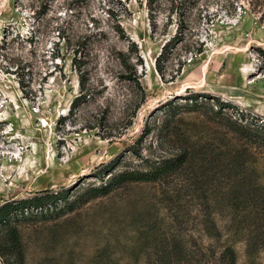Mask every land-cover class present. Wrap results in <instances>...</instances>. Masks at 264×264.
Here are the masks:
<instances>
[{
	"label": "rangeland",
	"instance_id": "obj_1",
	"mask_svg": "<svg viewBox=\"0 0 264 264\" xmlns=\"http://www.w3.org/2000/svg\"><path fill=\"white\" fill-rule=\"evenodd\" d=\"M41 191L22 264H264V0H0V205Z\"/></svg>",
	"mask_w": 264,
	"mask_h": 264
},
{
	"label": "trees",
	"instance_id": "obj_2",
	"mask_svg": "<svg viewBox=\"0 0 264 264\" xmlns=\"http://www.w3.org/2000/svg\"><path fill=\"white\" fill-rule=\"evenodd\" d=\"M151 6L149 5V10ZM166 44L163 47L161 54L156 60L157 71L159 69V61L162 58L164 52H166ZM201 50H198L200 53ZM147 123H145V127ZM146 132V136L150 133L149 130L143 129ZM140 137V138H141ZM186 155L180 154L178 157L166 159L157 162H145L141 165L142 169L137 170H123L115 175L109 176V178L99 184L98 186L90 188V192L93 195H105L109 193L112 189L119 187L125 183H136V182H160L166 180L173 174L177 173L184 164L186 163ZM111 173V172H109ZM63 193L49 194L48 191L38 192L35 196L19 199V200H9L0 205V254L6 256L10 263L22 264V244L20 240L19 232L15 226L16 222L26 220L32 217V210L41 209L42 204L50 198H58L62 196ZM234 199H238L235 197ZM257 208L264 215V197L260 198L255 202ZM256 208V209H257ZM261 247H264L261 246ZM220 260L222 264H236V256L231 248H225L220 255ZM4 264H10L7 261H3Z\"/></svg>",
	"mask_w": 264,
	"mask_h": 264
},
{
	"label": "bare ground",
	"instance_id": "obj_3",
	"mask_svg": "<svg viewBox=\"0 0 264 264\" xmlns=\"http://www.w3.org/2000/svg\"><path fill=\"white\" fill-rule=\"evenodd\" d=\"M151 107V106H150ZM147 109H149V108H147ZM142 111V110H141ZM142 115H143V111L139 114V116H138V119H137V121H136V124H135V130L138 128V126L142 123ZM141 126V125H140ZM137 131H138V129H137ZM136 131V132H137ZM133 133V132H132Z\"/></svg>",
	"mask_w": 264,
	"mask_h": 264
}]
</instances>
